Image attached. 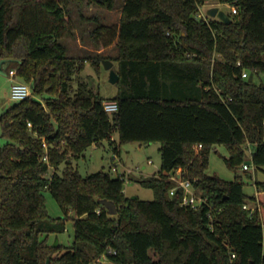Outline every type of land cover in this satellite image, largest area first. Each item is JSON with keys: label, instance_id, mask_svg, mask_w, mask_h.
Returning a JSON list of instances; mask_svg holds the SVG:
<instances>
[{"label": "trees", "instance_id": "trees-1", "mask_svg": "<svg viewBox=\"0 0 264 264\" xmlns=\"http://www.w3.org/2000/svg\"><path fill=\"white\" fill-rule=\"evenodd\" d=\"M84 1L0 0V61L17 63L19 80L33 85L0 117V264H264V182L248 196L242 177L207 174L217 145L233 171L248 148L255 171L264 168V84L250 81L264 76V0H125L120 24L91 34L100 50L116 44L118 56L73 58L62 43L67 11ZM211 2L236 8L230 24L198 17ZM107 60L120 77L112 115L80 77L87 64L99 75ZM104 141L116 152L161 145L159 175L140 181L154 200L128 198L121 177L80 175L74 161ZM178 170L205 199L200 208L181 206V190L170 196ZM47 191L63 217L49 215ZM69 220L73 244L53 247Z\"/></svg>", "mask_w": 264, "mask_h": 264}, {"label": "rangeland", "instance_id": "rangeland-1", "mask_svg": "<svg viewBox=\"0 0 264 264\" xmlns=\"http://www.w3.org/2000/svg\"><path fill=\"white\" fill-rule=\"evenodd\" d=\"M114 3L115 8L113 10H108L93 2H89V0H85L80 9L75 2H70L67 14L69 18L68 26L71 32L64 35L62 39V43L66 45L69 50V56H74L75 58L96 57L98 55L111 58L118 56L116 44L104 49V52H101L102 50L98 49L91 38L92 32L101 25L117 27L120 24L121 9L125 0H114ZM215 7H218L220 11L227 14L231 11L228 5H219L211 2L200 8V16L208 20V11ZM80 46H82L81 49H79ZM16 67L17 65L15 63H11L6 71L0 73V117L16 103L11 99L13 82L8 76L9 69ZM113 70L116 72L118 71V64L116 62L114 63ZM80 77L83 80L89 78L92 87L95 88L100 97L105 101L112 100L118 95V86L110 82V72L105 70L104 66L101 68L100 74L97 75L92 66L87 64ZM80 77L78 75L74 76V90L77 89ZM259 80L264 84V76H261L260 79L250 76V81L252 82L259 83ZM17 81H20L18 77ZM114 138L117 139V135H114ZM6 143L7 140L3 138L2 128L0 126V145H5ZM160 147L161 145L159 143L140 144L131 142L121 145L119 152H116L108 141H104L100 146L89 147L79 160L74 161V165L83 177L103 171L109 173L113 178H117L131 172L130 182L124 185L125 195L128 198L137 197L142 201H152L155 198L153 190L144 188L140 181L159 175L161 169ZM247 153L248 158L246 163H251L250 148H248ZM229 157L230 154L226 147L220 145L214 146L209 156L207 174L209 176H217L228 182H232L235 180L236 176H240L245 184V193L248 196L255 195L257 192L255 186L256 180L264 182V168L255 171V167L251 165L249 173L252 179H249L242 167L238 168L237 171H233L227 166L225 158ZM149 161H151L152 164H149ZM62 170L63 167H61V172ZM45 197L49 215L54 219L63 217L64 214L61 207L49 191L45 193ZM248 208L255 210L257 209V204H249ZM69 216L74 218L73 212H70ZM57 237L59 244L64 247H70L73 244L74 230L71 220L67 222L66 232ZM55 239L56 236L50 238V243L52 245L55 243ZM102 264H107V262L105 261Z\"/></svg>", "mask_w": 264, "mask_h": 264}, {"label": "built area", "instance_id": "built-area-1", "mask_svg": "<svg viewBox=\"0 0 264 264\" xmlns=\"http://www.w3.org/2000/svg\"><path fill=\"white\" fill-rule=\"evenodd\" d=\"M230 9L233 14H237L236 8H230ZM198 17L200 19H203L200 16V14ZM247 76H248L247 71H244L242 77L247 78ZM9 77L13 82L11 88V99L13 101L21 102L32 97L31 85L17 81V75L15 70H11L9 72ZM103 108L107 114L112 115L118 111V103L111 100L104 101ZM44 147H46L45 144ZM201 149H202L201 145L197 146L196 148L197 151ZM149 164H152V162L149 161ZM250 170H251V163L250 164L245 163V165L243 166V171H250ZM131 175L132 173L128 172V174H124L120 176L121 179L124 181V184L130 182ZM170 181L174 184L173 188L170 190L171 197H174L179 190H181L183 193L181 199V206L197 209L200 208L205 202V199L201 196L199 191L194 187L193 183L189 180L183 179L181 170H178L174 174H172V176L170 177ZM244 208L249 209L248 206H245ZM101 261L105 262L106 261L105 257H103Z\"/></svg>", "mask_w": 264, "mask_h": 264}, {"label": "water", "instance_id": "water-1", "mask_svg": "<svg viewBox=\"0 0 264 264\" xmlns=\"http://www.w3.org/2000/svg\"><path fill=\"white\" fill-rule=\"evenodd\" d=\"M208 16L210 18L220 20L225 25H228V24H230L232 22L229 14H227V13H225L223 11H220V9L218 7H215V8L210 9L208 11ZM11 63H8V61H6V60L0 61V73H3L4 72V69L3 68H4V66L6 64H11ZM15 64L18 66L17 63H15ZM103 66H104L105 70H107V71L110 72V82L112 84H114V85H117L118 82H119V80H120V77L117 74V72L113 70L114 63L111 62V61H109V60H107V61H104L103 62ZM11 70L17 71V67L16 68H13V69H9L8 76H9V72ZM31 89L33 90V85H31ZM247 163L250 164V162H247ZM132 199H137V197H133ZM104 205L107 208V210L109 211L110 215H112V216L116 215V209H115V207H114L113 204L104 202ZM58 245H59V241H58V237L56 236L55 243L53 244V247H57ZM46 264H50V260H48Z\"/></svg>", "mask_w": 264, "mask_h": 264}, {"label": "crops", "instance_id": "crops-1", "mask_svg": "<svg viewBox=\"0 0 264 264\" xmlns=\"http://www.w3.org/2000/svg\"><path fill=\"white\" fill-rule=\"evenodd\" d=\"M121 11H122V9H121ZM83 16V15H82ZM66 46V45H65ZM67 47V46H66ZM82 48V46H80L79 47V49H81ZM68 49V48H67ZM101 52H104V50H102ZM68 55H69V50H68ZM71 57V56H70ZM73 58H75L74 56H72ZM9 67V64H6L5 66H4V71H6V69ZM115 139V138H114ZM257 193V192H256Z\"/></svg>", "mask_w": 264, "mask_h": 264}]
</instances>
